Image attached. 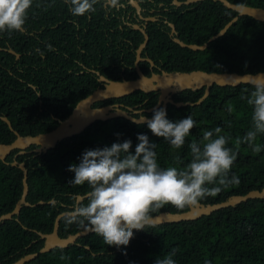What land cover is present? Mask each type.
<instances>
[{
  "label": "trees",
  "instance_id": "obj_1",
  "mask_svg": "<svg viewBox=\"0 0 264 264\" xmlns=\"http://www.w3.org/2000/svg\"><path fill=\"white\" fill-rule=\"evenodd\" d=\"M228 1L264 9V0ZM156 2L163 4L157 9L167 22L175 26V36L186 44L207 43V47L199 51L181 48L172 41L167 23H150L147 27L148 41L141 56L150 58L155 63L152 72L159 73V69L165 72H264V23L248 16L239 17L223 36L208 42L210 37L237 15L234 11L212 0L179 8L171 4L172 0ZM50 6L48 14L54 17L53 21L65 20L69 13L68 5L62 0H54ZM63 7H67V10L64 11ZM81 20L86 22L87 16ZM142 42L143 36L139 35L137 47ZM5 46L0 43L1 48ZM63 48L68 50L69 46H62L61 49ZM88 48L92 49V45L88 44ZM13 49L17 50L15 47ZM47 62L56 66V70L52 67L50 71L42 60L21 58L17 61L10 53L0 51V144H10L16 138L1 117H6L12 129L20 136H35L57 127V122L50 118V113L61 121L66 119L81 99L101 87L97 75L91 70L112 81L133 80L130 76H119V69H116L115 75L107 73L102 68L104 62L96 57L91 62L81 59L73 62L61 56L54 62ZM80 63L87 68H83ZM98 65L101 67H97ZM148 67V62L139 63L140 70L146 76L151 74ZM29 85L35 86L36 90ZM45 87L56 88L53 90L58 98L56 101L47 99L46 92L49 90ZM254 87L213 85L207 98L199 105L181 108L168 105L169 120L175 122L190 115L196 121L184 147L178 150L172 149L162 138L153 136L146 124L113 118L94 122L81 134L59 142L46 154L17 155V150L12 151L6 162L0 161V216L13 210L22 193V172L10 165L14 159L24 162L28 170L26 201L30 204L43 201L45 204L23 207L18 217L7 220L0 226V264H12L27 254L37 253L43 246V240L37 233H51L56 216L70 211L76 197L84 196L88 191L87 185L69 184L74 173L67 170L71 164L79 163V158L86 149H102L115 142L131 140V151L134 154L138 134H146L150 142L157 144L155 151L161 167L172 165L177 156L183 162L180 164L183 167L190 161L188 145L193 139H202L204 130L221 127L222 134L229 137L228 147H234L236 137L246 134L251 126L252 110L242 97L247 96ZM39 92L41 97L38 96ZM203 92L204 89L185 90L172 98L175 102L195 103ZM157 98V92L146 94L138 91L120 99L97 103L94 107L119 103L124 108L137 106V110H147L156 105ZM39 102H46L47 110L44 113L38 111ZM51 102L54 104L49 105ZM229 105L233 108L232 113L227 110ZM143 114L152 117L153 112ZM257 142L262 148L259 153H254L246 144L240 146L229 173L230 177L236 175L239 178V184L224 188L215 197H208L199 203H220L231 196L245 195L249 191L264 188V136H260ZM33 148L35 146L26 151ZM187 210L188 206L177 210L168 205L153 213V216L161 212L180 213ZM84 229L78 223L67 224L63 217L58 233L64 238ZM173 252L172 258L176 264H264V199L248 200L193 221L146 228L145 231L135 232L126 248L108 247L99 236L92 233L79 238L75 245L39 254L26 264H155L158 257L162 258ZM61 256L65 258L61 259Z\"/></svg>",
  "mask_w": 264,
  "mask_h": 264
},
{
  "label": "clouds",
  "instance_id": "obj_2",
  "mask_svg": "<svg viewBox=\"0 0 264 264\" xmlns=\"http://www.w3.org/2000/svg\"><path fill=\"white\" fill-rule=\"evenodd\" d=\"M100 2L64 0L73 17L95 13ZM32 5L33 0H0V32L24 31ZM101 6L118 9L121 4L120 0H103ZM242 99L252 110L251 126L246 134L236 137L234 147H228L229 137L222 134L221 127L204 130L202 139H193L188 145L190 161L183 167L179 156L172 165L161 167L155 151L157 144L150 142L146 134H138L134 154L131 140L102 149H86L79 163L71 164L67 170L74 173L69 184L87 185L88 191L76 198L72 209L64 213L65 222L78 223L99 236L108 247L126 248L135 232L155 226L153 213L161 208L170 205L182 210L239 184V178L230 177L229 173L240 146L246 144L254 153L262 150L257 141L264 136V86L254 87ZM227 110L232 113L233 108L229 105ZM133 122L146 124L153 136L167 141L174 150L184 147L196 126L190 115L175 122L169 120L164 108L153 109L150 119L141 113L139 120ZM173 255L174 252L158 257L155 264H176Z\"/></svg>",
  "mask_w": 264,
  "mask_h": 264
},
{
  "label": "water",
  "instance_id": "obj_3",
  "mask_svg": "<svg viewBox=\"0 0 264 264\" xmlns=\"http://www.w3.org/2000/svg\"><path fill=\"white\" fill-rule=\"evenodd\" d=\"M200 1L205 0H185L184 2L172 0V5L179 7L181 5H190L192 3H197ZM212 1L221 3L227 9L234 11L237 15L233 17L217 34L210 37L208 42H212L217 38L223 36L229 29V27L234 22H236L239 17L248 16L256 21L264 23V9L262 8L233 4L228 0ZM168 25L171 29L170 36L172 38V41L178 44L181 48L199 51L204 50L207 47V43H204L203 45L184 43L177 36H175L177 35L175 26L171 23H169ZM141 32L144 35V40L137 48V78L133 80L123 79L121 81H112L108 80L103 75H100L99 72L92 71L98 76L97 80L102 84V87H98L90 95H88L84 99H81L73 108L70 115L66 119L60 121L58 126L53 130L46 133L37 134L35 136H20L12 129L10 121L6 117H1V120L7 124L16 138L10 144H0V161L6 162L7 157L14 150L18 151L17 155H24L25 153H34L35 155L46 154L50 149L56 147L59 142L63 141L66 138L81 134L87 127H89L96 121H107L113 118H125L134 123L133 120H139V116H133L136 113L138 115L143 112L152 113L153 109L155 108H164L167 112L168 105H172L176 108L199 105L204 99L207 98L213 85H216L218 87H237L239 85H252L255 87L264 86V72H257L254 74H238L204 72L200 70L191 72L162 71L160 73L152 72L149 76H146L139 69V63L147 61L150 63V65H153V62L150 59L141 57V52L145 48L148 41V35L145 33V31L141 30ZM0 51H2L1 48ZM9 52L15 55L16 58H19V55L15 52ZM199 89H204V92L203 95L195 103L181 101L175 102L172 98L173 95L182 91H196ZM138 91L146 94L157 92L159 95L156 106L146 111H133V109L130 107L122 109L121 106L113 110V106L110 105L94 107V105L97 103L104 102L109 99H120L132 95ZM148 118L150 119L151 117ZM31 146H35V148L26 151ZM10 165L12 167H17L22 172V193L13 210L0 216V226L5 221L12 220L14 217H18L23 207H35L37 205L45 204V202L43 201H39L35 204H30L26 201V197L28 194V170L25 167L24 162H17L14 159L10 163ZM79 197L82 196H77L76 198ZM253 199H264V188H262L261 190L249 191L245 195L231 196L226 201L220 203L206 205L198 203L194 206H188L187 211L180 213L161 212L157 215H154V224L155 226H160L168 223H179L182 221L197 220L202 216H208L218 210L235 207L243 202ZM49 203H54V201H49ZM65 212H62L56 216L51 233H37L39 238L43 240V246L37 253L27 254L19 258L12 264H26L35 259L39 254L47 253L55 248H67L69 246L75 245L76 241L79 238L92 234L91 232H88L86 229H84L74 234H70L64 238L60 237L58 230L60 220L64 217ZM15 220L18 221L17 218H15ZM24 229L26 228L24 227ZM85 248L89 249L88 247Z\"/></svg>",
  "mask_w": 264,
  "mask_h": 264
},
{
  "label": "flooded vegetation",
  "instance_id": "obj_4",
  "mask_svg": "<svg viewBox=\"0 0 264 264\" xmlns=\"http://www.w3.org/2000/svg\"><path fill=\"white\" fill-rule=\"evenodd\" d=\"M156 1L120 0L121 7L109 9L101 6L103 3V0H101L96 5L97 11L87 15L86 22L81 20L82 17H73L70 12L64 18L65 20L56 22L53 21L54 17H50L48 14L51 11L50 4L54 0H33V5L28 11L24 31L13 33L0 32V43L6 45L5 48H0L2 51L8 53H10L9 51H13L18 54L19 58H16L15 55L10 53L17 61L21 58L42 60L46 63V67L50 68V71L52 67L56 70V66H51L47 61L54 62V60L60 59L61 56H65L70 61L73 60V62H78L79 59L91 62L96 57L100 62H104L102 68L107 73L115 75L117 73L116 69H119V76L123 78L130 76L136 79L137 38L139 35H142L144 40L141 30L147 34V27L150 23H157L158 21H163L167 25L170 23L159 14V9L157 8L162 7L163 4ZM62 2L64 3V0ZM67 7H63V10H67ZM163 10L167 9L163 8ZM57 15L60 16L59 13ZM88 44L92 45V49L88 48ZM49 46H51V49H49ZM62 46H69V49H61ZM14 47L17 50L13 49ZM148 64V69L152 73V69L156 65L154 62L153 65H150L149 62ZM81 65L83 68H87L85 65ZM97 67H101V65ZM159 70L160 72L163 71ZM99 84L102 87V84ZM29 86L36 90L35 86ZM45 88L49 90L46 92L47 99L56 101L58 98L53 93V90L56 88ZM38 96L41 97L40 92ZM45 103L39 102V113H44V110H47ZM51 104H54V102H51L49 105ZM109 105L113 106V110L119 106L124 109V106L119 103ZM132 109L133 111H146L137 110V106ZM50 115V118L56 121L58 126L61 120L53 116V113H50ZM134 115H137V113Z\"/></svg>",
  "mask_w": 264,
  "mask_h": 264
}]
</instances>
